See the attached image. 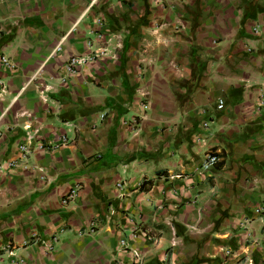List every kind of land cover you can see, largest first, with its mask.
Masks as SVG:
<instances>
[{"label":"crops","instance_id":"0c3cea01","mask_svg":"<svg viewBox=\"0 0 264 264\" xmlns=\"http://www.w3.org/2000/svg\"><path fill=\"white\" fill-rule=\"evenodd\" d=\"M2 55L0 264H264V0H0Z\"/></svg>","mask_w":264,"mask_h":264},{"label":"built area","instance_id":"2783aa9c","mask_svg":"<svg viewBox=\"0 0 264 264\" xmlns=\"http://www.w3.org/2000/svg\"><path fill=\"white\" fill-rule=\"evenodd\" d=\"M98 37V36H97ZM104 49H98V50H95L92 54L88 55V56H72L70 57L67 62L63 65V67L61 68V72L65 75V76H70L72 74L75 73L76 69L80 66H83L84 64L86 63H90V62H94L98 56H102L104 55ZM0 65L6 69V70H12L13 69V65L7 60V58L5 56H0ZM221 107V102L219 101L218 102V106L217 108L219 109ZM27 140V139H26ZM60 142L61 143H65L66 142V139L65 138H61L60 139ZM19 150L20 152L22 153V158L25 157V155L28 153V148H27V144L26 143H22L19 145ZM218 161L216 155L214 154H207L206 157H205V161L203 163V166L204 167H207V166H212L214 164H216ZM9 166L10 167H16L18 166V163L15 162V161H11L9 163ZM22 166V164H21ZM120 187V186H119ZM78 185H74L69 191L68 193L64 196V198L61 200V203L62 204H66L67 202L71 201L72 199H74V197L76 196V193L78 191ZM255 212H259V209L258 210H255ZM56 241L55 238H52L51 239V242L50 243H54ZM26 242H23L22 243V246L25 245ZM120 244L122 245L123 242L121 241ZM5 253H10L11 252V247L9 246H6L5 248L2 249ZM227 253V251H226ZM138 264H140L138 262Z\"/></svg>","mask_w":264,"mask_h":264}]
</instances>
